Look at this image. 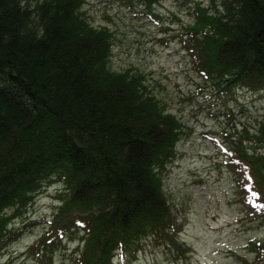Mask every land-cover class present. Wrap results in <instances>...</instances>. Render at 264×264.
Returning <instances> with one entry per match:
<instances>
[{"label": "trees", "instance_id": "16d2710c", "mask_svg": "<svg viewBox=\"0 0 264 264\" xmlns=\"http://www.w3.org/2000/svg\"><path fill=\"white\" fill-rule=\"evenodd\" d=\"M122 1L155 16L157 0ZM84 4L0 0V241L55 179L63 184L59 204L35 251L52 255L56 234L78 233L74 264H112L115 253L129 255L147 237L175 238L163 173L185 127L142 73L112 68L114 33L93 24ZM190 7L182 43L202 82L225 98L263 90L264 0ZM225 141L242 204L264 218V120ZM249 247L254 263L264 264V238Z\"/></svg>", "mask_w": 264, "mask_h": 264}, {"label": "rangeland", "instance_id": "374dc122", "mask_svg": "<svg viewBox=\"0 0 264 264\" xmlns=\"http://www.w3.org/2000/svg\"><path fill=\"white\" fill-rule=\"evenodd\" d=\"M195 1L210 0H157L151 7L155 16L140 3L122 0H85L83 6L93 24L114 33L112 68L142 73L151 94L185 127L176 156L163 173L175 238L147 237L136 242L129 255L115 253L112 264H255L249 244L264 238V218L242 204L236 175L226 167L219 144L226 145L227 133L259 127L264 89H237L225 98L194 72L181 33L192 20L190 4ZM62 189L63 184L52 179L26 211L13 218L8 237L0 241V264H74V252L82 243L78 233L60 240L56 234L52 242L61 243L52 255L45 257L33 248L50 226Z\"/></svg>", "mask_w": 264, "mask_h": 264}]
</instances>
